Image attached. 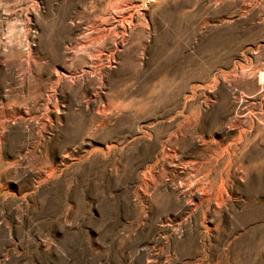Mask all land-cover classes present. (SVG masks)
I'll list each match as a JSON object with an SVG mask.
<instances>
[{
  "label": "rangeland",
  "instance_id": "1",
  "mask_svg": "<svg viewBox=\"0 0 264 264\" xmlns=\"http://www.w3.org/2000/svg\"><path fill=\"white\" fill-rule=\"evenodd\" d=\"M0 264H264V0H0Z\"/></svg>",
  "mask_w": 264,
  "mask_h": 264
}]
</instances>
